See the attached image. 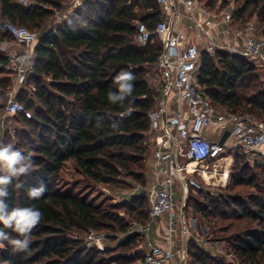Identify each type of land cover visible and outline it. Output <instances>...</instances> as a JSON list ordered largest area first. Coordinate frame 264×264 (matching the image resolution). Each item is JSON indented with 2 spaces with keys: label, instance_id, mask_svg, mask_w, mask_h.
Wrapping results in <instances>:
<instances>
[{
  "label": "trees",
  "instance_id": "trees-1",
  "mask_svg": "<svg viewBox=\"0 0 264 264\" xmlns=\"http://www.w3.org/2000/svg\"><path fill=\"white\" fill-rule=\"evenodd\" d=\"M220 1L202 0L212 9L226 8L229 0ZM63 2L0 0V40L11 38L5 29L7 23L39 32L33 45L32 71L16 95L31 117H14L24 126L17 148L25 154L34 153V168L29 175L13 181L6 202L9 210L35 206L43 218L32 232L29 252H14L6 241L0 242L5 249L0 261L7 264L114 262L115 259L108 260L112 257L106 248L101 251L87 246L83 236L73 233L111 230L116 220L84 195L59 190L58 174L64 162L72 161L86 179L110 183L121 172L131 175L141 168L149 152L145 141L148 113L155 106L158 91L150 84L147 73L160 45L155 41L141 46L133 41V36L135 20L141 19L152 28L160 17L156 1L84 0L47 28L57 11L63 9ZM254 14L264 22V0H242L233 11L234 22L243 26ZM5 64L6 57L0 53L1 74L6 73ZM254 64L224 51L204 54L199 84L215 106L264 121V90L258 89L256 83H245L256 77ZM121 70L135 75L132 96L123 107L111 104L107 98L109 91L117 90L114 77ZM0 86H8L5 77L0 78ZM98 117L103 118L102 128L96 127ZM113 120L120 122L118 131L109 126ZM253 180L245 173L237 177L238 184L250 183L259 188ZM17 182L23 183L19 190L14 188ZM41 186L45 188L43 196L30 199L29 190ZM260 192L264 196V188ZM263 196L251 194L243 200L230 194L220 195L216 199L208 197L207 202L196 200L191 207L204 219H247L251 226L233 237V253L242 264H264ZM138 201V210L131 207V212L136 211L137 220L145 224L146 202L144 198ZM118 224V230H126L127 224ZM188 255L189 264H232L205 254L193 241L188 243Z\"/></svg>",
  "mask_w": 264,
  "mask_h": 264
},
{
  "label": "built area",
  "instance_id": "built-area-1",
  "mask_svg": "<svg viewBox=\"0 0 264 264\" xmlns=\"http://www.w3.org/2000/svg\"><path fill=\"white\" fill-rule=\"evenodd\" d=\"M83 1L72 0L71 8ZM155 1L160 17L152 28L135 20L133 41L141 46L155 41L160 45L151 65L158 96L148 113V132L153 135L152 182L146 194L149 222L142 231L148 233L162 218L166 241L163 245L147 241L135 264H189V241L205 247L199 227L186 209L189 191L202 189L197 178L206 182L201 172L209 170L210 162H219L236 151L256 153L264 159V121L212 104L198 80L201 56L219 50L264 67V37L255 35L251 21L238 26L230 8L212 9L202 0ZM5 29L11 38L0 40V53L6 57L4 68L12 75L13 90L3 117L30 118L31 112L12 93L24 87L32 71L33 45L39 34L14 23H7ZM226 130L229 134L220 143Z\"/></svg>",
  "mask_w": 264,
  "mask_h": 264
},
{
  "label": "rangeland",
  "instance_id": "rangeland-1",
  "mask_svg": "<svg viewBox=\"0 0 264 264\" xmlns=\"http://www.w3.org/2000/svg\"><path fill=\"white\" fill-rule=\"evenodd\" d=\"M241 1L242 0H229L226 8L235 11ZM220 2L221 1L218 0L217 3ZM71 3L72 0H65V2H63V9L60 12L57 11L47 24V28L57 24V20L60 21L61 18L65 17V15L71 11ZM216 8H218L217 5ZM250 21L255 26V35L264 37V22H261L255 14L248 22ZM254 65L256 68V77L255 79L246 80L245 83H250L251 86L256 83L258 89L264 90V67L259 66L257 63ZM1 77H5L8 80V86L4 88L0 86V141L5 144L10 143L17 148V142L21 138L20 131L24 126L17 118L10 116L3 117L5 106L8 99L11 97L10 93L13 90V82L12 75L8 70H6L4 74L0 73V78ZM147 77L151 85L155 86L157 84L152 66H149ZM16 95L17 93H12L14 99H16ZM152 138L153 135L148 132L145 141L148 143L149 152L147 157L141 162L142 167L136 168L131 172V175L126 172H121V174L110 183H94L86 179L72 161L64 162L58 174L56 185L59 190H71L74 193L84 195L89 201L107 211L111 217L116 220V223L113 224L114 229L111 230L103 229L92 232L88 231L87 233H73L74 236H83L85 242L87 241V245L89 244L90 247H96L101 251L106 248L109 251V257H112L108 258V260L115 259V261L110 264L137 263L146 249L147 241L152 240L151 231L148 233L142 231V227L149 222V205L147 203L146 194L152 182L150 179V162L153 149ZM228 157H230V161H225V158L216 163H209V171L216 173V177L212 178L210 182H204L202 178H197L202 189L195 192L189 191L186 209L188 216L192 218V221L195 219L199 227V237L204 241L205 246L204 249H200L205 254L214 258L223 259L232 264H242L233 253L232 241L239 230L250 227L251 223L245 218L236 219L234 217L227 218L226 220H220L216 217L204 219L191 207V204L196 200L207 202L209 199L208 197L216 199L220 195L227 197V195L230 194L232 197L238 196L243 200H247V197L251 194L263 196V192H260V189L264 188V159L262 156L256 153L244 154L240 151H236L235 153H230ZM226 167L229 170L227 181L225 183H220L218 177H220L222 170ZM242 173H245L247 178L251 176L254 177L252 183H258L259 188L250 183L238 184L237 177ZM175 195L177 210H179L181 201L178 191L175 192ZM142 198H144L146 202L144 206V214L146 215L145 224H141L137 220L136 213L139 205L138 200ZM131 207H137L136 211L132 213ZM163 221L164 219L160 218V220L153 224V227L158 225L160 228ZM119 222L127 224L126 230L120 231L117 229ZM4 253V246L0 243V259ZM0 264L7 263L0 261Z\"/></svg>",
  "mask_w": 264,
  "mask_h": 264
},
{
  "label": "clouds",
  "instance_id": "clouds-1",
  "mask_svg": "<svg viewBox=\"0 0 264 264\" xmlns=\"http://www.w3.org/2000/svg\"><path fill=\"white\" fill-rule=\"evenodd\" d=\"M25 2V0H21ZM135 75L130 70H121L114 77V84L117 86L116 91H109L107 94L108 101L113 104L124 106V102L132 96L134 90L133 81ZM130 114V113H129ZM102 117L97 118L96 127L102 128ZM113 130H119L120 122L113 120L109 125ZM34 153L25 154L12 144H5L0 141V242L6 241L17 253H25L30 251L32 243V232L37 228L43 218V213L35 206L14 207L9 210L6 202L9 196V186L13 185V181H19V177L27 176L34 168ZM23 187V183L17 182L14 188L19 190ZM45 192L43 186L39 188H31L28 196L32 200L40 199ZM10 229L11 231H5ZM12 233L16 235L13 236Z\"/></svg>",
  "mask_w": 264,
  "mask_h": 264
},
{
  "label": "crops",
  "instance_id": "crops-1",
  "mask_svg": "<svg viewBox=\"0 0 264 264\" xmlns=\"http://www.w3.org/2000/svg\"><path fill=\"white\" fill-rule=\"evenodd\" d=\"M71 9H73V8H71ZM58 22H59V20H57V23ZM150 169H151V162H150ZM164 230H165L164 221L160 225V228H159L158 225L155 226V227H153V225H152V228L150 230L151 231V239H152V241H155V242H157L159 244H162V245L165 244L166 240H165V236H164V233H165Z\"/></svg>",
  "mask_w": 264,
  "mask_h": 264
},
{
  "label": "bare ground",
  "instance_id": "bare-ground-1",
  "mask_svg": "<svg viewBox=\"0 0 264 264\" xmlns=\"http://www.w3.org/2000/svg\"><path fill=\"white\" fill-rule=\"evenodd\" d=\"M225 161H230V157L226 158ZM227 163V162H226ZM215 165V164H214ZM221 167V166H220ZM202 176L204 177L205 181L206 182H210L212 180V178H215L216 177V173L214 172H210L209 170H203L201 172ZM228 174H229V170L228 168L226 167L224 170H222V173L220 175L219 178V182H226L227 181V178H228Z\"/></svg>",
  "mask_w": 264,
  "mask_h": 264
},
{
  "label": "water",
  "instance_id": "water-1",
  "mask_svg": "<svg viewBox=\"0 0 264 264\" xmlns=\"http://www.w3.org/2000/svg\"><path fill=\"white\" fill-rule=\"evenodd\" d=\"M229 134V132L226 130L225 132H224V134L222 135V137H221V139H220V143H222V142H224V140H225V138L227 137V135Z\"/></svg>",
  "mask_w": 264,
  "mask_h": 264
}]
</instances>
